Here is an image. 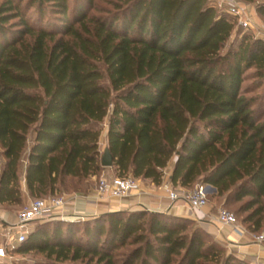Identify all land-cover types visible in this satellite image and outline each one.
Listing matches in <instances>:
<instances>
[{"label":"trees","instance_id":"16d2710c","mask_svg":"<svg viewBox=\"0 0 264 264\" xmlns=\"http://www.w3.org/2000/svg\"><path fill=\"white\" fill-rule=\"evenodd\" d=\"M231 19L212 0H0V206L85 192L106 124L115 176L159 186L172 164L259 232L264 99L242 84L264 79V40L230 42ZM43 222L14 253L45 261L12 264H250L168 212Z\"/></svg>","mask_w":264,"mask_h":264},{"label":"built area","instance_id":"2783aa9c","mask_svg":"<svg viewBox=\"0 0 264 264\" xmlns=\"http://www.w3.org/2000/svg\"><path fill=\"white\" fill-rule=\"evenodd\" d=\"M225 11L234 17L237 25L245 31H251L255 37L264 40V23H256L253 15L248 11L245 4L238 0H224ZM140 188L139 180L131 175L127 176H102L97 184V195L100 197L124 198ZM168 199L176 202L180 199L194 210L201 211L209 205L208 187L198 184L188 193H178L171 186L165 185ZM66 204L65 197L35 198L29 200L24 207L10 218L8 213L0 212V264H5L13 259L15 248L23 243L28 234L32 231L31 225L34 222L43 220H69L74 217L83 220L84 217L71 216L62 210ZM212 222L221 228L227 229L234 236L235 244L243 245L245 238L249 237L252 245H264V235L248 233L245 227L237 220L235 214L223 206L214 207L206 214ZM240 246V247H241ZM257 264H264V260Z\"/></svg>","mask_w":264,"mask_h":264},{"label":"crops","instance_id":"0c3cea01","mask_svg":"<svg viewBox=\"0 0 264 264\" xmlns=\"http://www.w3.org/2000/svg\"><path fill=\"white\" fill-rule=\"evenodd\" d=\"M214 3H222L223 0H212ZM255 20V19H254ZM256 23H261L260 19L255 20ZM107 145V125L104 124L101 137L99 140V146ZM107 146H104L106 148ZM107 175L110 177L115 176L112 168L108 169ZM172 171V166L166 171L162 184L155 186L149 180H139L140 188L137 192H134L124 198H111L100 197L95 192L90 193H77L66 198V204L62 209L64 213L71 216H80L89 218L104 213L121 210H137L145 209L151 212H168L173 215L188 217L194 220H200L201 223L209 222L218 227V232H214V235L218 238H234L233 235L227 231V229L221 228L218 224L213 223L209 219L204 218L209 211H211L210 205L205 207L201 211H194L190 209L183 199L176 202H171L168 199L165 185L171 186L175 191L182 194L183 192L178 187H174L170 181L169 176ZM95 178L92 177L91 181ZM10 218L13 215H10ZM204 221V222H202ZM205 224V223H204ZM228 239V240H229ZM249 237L245 238L244 244L241 246L244 254H247L253 264H257L262 261V255L264 254V248L262 246L252 245L248 243Z\"/></svg>","mask_w":264,"mask_h":264},{"label":"rangeland","instance_id":"374dc122","mask_svg":"<svg viewBox=\"0 0 264 264\" xmlns=\"http://www.w3.org/2000/svg\"><path fill=\"white\" fill-rule=\"evenodd\" d=\"M224 1V0H223ZM239 2L243 3L246 5L248 11L251 13V15H253V18L256 20V19H260L259 16L257 15L256 13V10H255V5L254 4H248V3H245L241 0H238ZM219 7H222V10H225V7L223 6V3H216ZM102 5H105L102 3ZM232 21H234V26H235V30L234 32L232 33V36H231V39H230V42L233 41L236 37H240L242 35V33H251L254 37L255 35L252 33V32H248V31H244L242 28H240L238 25H237V22H235V20L231 19ZM262 22V21H261ZM252 71V70H251ZM251 71H248L246 73V77H245V80L242 84V87L247 90H249L250 92H248V96H253V97H256L258 98V101L260 102L262 99H264V79L262 80H258L256 78H254L253 76H251ZM104 146H107L106 144L104 145H101L99 146L100 147V151H101V154L102 152L107 149L104 148ZM174 161V159L172 160ZM172 166V164L169 166V168ZM110 168H104L95 178L94 181H89L88 183H85L83 185H87V187H81V188H84L86 191L85 192H73L72 190H66V189H63L61 192L59 193H55L52 197H65L67 198L68 196H71V195H74V194H77V193H90V192H95V194L97 195V184H98V181L99 179L104 176V175H107V171H110L108 170ZM168 171V168L167 170ZM115 175V173H114ZM108 176V175H107ZM196 185L192 186L191 188H181L179 186H176L178 187L179 189H181V191L183 193H188L190 191H192L194 188H195ZM208 187V185H206ZM49 197V196H48ZM48 197H43V198H48ZM127 197V196H126ZM36 197H27L26 196V199L25 201L23 202L22 205L20 206H8V205H1L0 206V212H4V213H8L10 215H14L15 213L19 212L25 205V203H27L29 200H32V199H35ZM208 200H209V205L211 207V210L214 208V207H217V206H223L225 207L227 210L233 212V213H236V207L239 205V204H235L234 205H224L223 204V200L222 198L220 197H217L214 195V191L210 190L209 187H208ZM237 215V214H236ZM238 219L241 220L240 216H238ZM204 218L206 219H209V217L206 215L204 216ZM72 220H75L74 217L71 218ZM210 221H212L211 219H209ZM45 221V220H43ZM34 222L32 225H31V230H34L38 224L40 223H44V222ZM195 221V225L200 227L201 229H203L207 234H208V237L213 240V241H216L217 243L220 244V246H222L224 248V250L226 251L227 254H234L236 257L244 260V261H247L248 263L250 264H253L252 261L250 260V258L248 257L247 254H244L242 251V247H240L241 245H238V244H235V242L233 241H236L234 238H231V239H227V238H218L217 236L214 235V232H218V227L216 225H213L209 222H204V223H201L200 220H194ZM215 223V222H213ZM249 233V232H248ZM250 234H254V235H261L263 234L264 235V226L263 228L257 232V233H250ZM233 240V241H232ZM262 247L264 248V245H262ZM262 255V261L264 260V254H261ZM42 261H45L44 257L42 255H39L38 253L36 252H29V253H25V254H19V253H13V259L5 264H12V262L14 263H36V262H42Z\"/></svg>","mask_w":264,"mask_h":264},{"label":"water","instance_id":"95a60500","mask_svg":"<svg viewBox=\"0 0 264 264\" xmlns=\"http://www.w3.org/2000/svg\"><path fill=\"white\" fill-rule=\"evenodd\" d=\"M101 166L104 168H111L113 165V156L108 149H105L100 158ZM210 190L214 191V188L208 186Z\"/></svg>","mask_w":264,"mask_h":264}]
</instances>
